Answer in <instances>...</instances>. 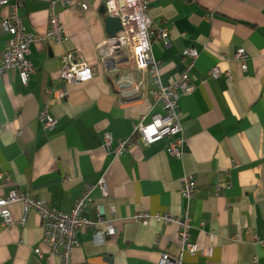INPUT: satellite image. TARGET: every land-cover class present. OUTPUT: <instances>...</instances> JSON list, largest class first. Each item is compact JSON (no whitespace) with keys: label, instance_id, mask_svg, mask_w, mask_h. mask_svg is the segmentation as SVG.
Returning <instances> with one entry per match:
<instances>
[{"label":"crops","instance_id":"0c3cea01","mask_svg":"<svg viewBox=\"0 0 264 264\" xmlns=\"http://www.w3.org/2000/svg\"><path fill=\"white\" fill-rule=\"evenodd\" d=\"M16 0H11L15 3ZM19 16L30 34L50 30L51 11L63 27L64 44L36 42L30 47L35 72L23 85L17 72L0 74V199L11 191L30 193L54 210L69 213L86 194V216L97 230L78 233L72 264H161L162 256L179 257L180 227L156 220L158 215L188 217L191 242L198 248L183 264H264V0H156L150 7L155 26L169 32V47L152 45L162 84L172 86L187 70L183 52L198 51L190 72L194 92L178 105L180 136L146 147L141 143L117 153L119 143L133 141L134 128L164 115L152 93L153 79L131 61L112 58L97 0L89 11L64 8L60 0H22ZM8 14L0 8V23ZM9 36L0 28V60ZM244 49L246 66L236 60ZM76 50L93 69L87 83L69 87L59 99L63 58ZM107 55V56H105ZM222 71L214 79L209 72ZM144 84L128 99L115 80ZM47 110L56 126L39 122ZM110 133L111 147L104 136ZM178 138L183 156L168 155ZM131 143V144H132ZM197 183L199 194L183 196L184 179ZM105 185V193L102 191ZM13 225L0 228V264H61L43 245L44 230L35 212L20 204L9 207ZM149 215L147 223L139 221ZM41 254H37L36 251Z\"/></svg>","mask_w":264,"mask_h":264},{"label":"built area","instance_id":"2783aa9c","mask_svg":"<svg viewBox=\"0 0 264 264\" xmlns=\"http://www.w3.org/2000/svg\"><path fill=\"white\" fill-rule=\"evenodd\" d=\"M99 6L105 7L106 14L104 18H110L120 22V31L109 37L105 44V50L109 52L108 56L112 58L123 57L135 65L139 72L148 73L154 81L155 90L152 96L156 105H160L164 115H156L150 122L142 120L134 128L133 141H122L119 143L117 153L135 146L138 142L146 147H151L162 143L165 139L180 136L183 129L178 119V105L182 96L192 95L194 87L189 84L190 72L195 68L200 55L195 49H188L183 52L187 59V70L172 86H164L160 80L158 63L153 58L152 45L160 43L164 47H169V32L154 25L150 16V7L156 0H97ZM64 8L78 9L83 12L89 11L88 0H60ZM0 8L7 9L8 14L2 19L0 28L3 33L9 36L8 48L0 60V74L6 72H17L23 85L27 86L29 78L35 72V67L30 57V47L36 42L43 41L49 44H64L63 27L59 18L53 11L50 14V30L41 38L35 34L27 32L23 20L19 16V11L24 8L22 0H0ZM107 56V55H105ZM247 53L241 49L236 54V60L243 64V70H247L245 64ZM63 69L61 81L65 85L64 90L59 93V99H66L69 93V87L87 83L94 76L93 69L81 58L76 50H70L63 58ZM211 78H220L223 73L214 68L209 73ZM132 73L121 72L116 75V85L118 91L124 97L131 99L140 94L144 84L136 86L132 83H122L130 79ZM39 122L46 131L52 130L57 121L52 118L47 110L40 112ZM105 145L111 147L113 141L110 133L104 136ZM132 143V144H131ZM184 140L178 138L171 143L167 149L170 156L181 158L183 156ZM183 196L187 201L193 200L200 192L197 183L191 179H184ZM102 191L105 193L104 184ZM91 200L89 194L83 195L74 205L69 213L60 212L51 209L44 200L36 199L30 193H17L11 191L5 199H0V228L7 230L13 225L12 215L9 207L14 204H20L23 207L24 217L21 221L25 223L28 213L35 212L41 220L44 230L43 245L49 248L50 255L58 257L61 264H72L73 251L79 247L78 233L86 230H97L94 239L97 242H103L107 231H101L99 225L104 223L103 210L98 209L100 223H94L86 216V209ZM149 215L138 216V220L147 223ZM159 223L166 226L176 224L180 227V242L182 245L181 255L179 257H170L163 255L161 264H183L185 255L194 256L198 248L191 242L193 223L188 217L177 218L171 215H158L155 217ZM259 244L264 245L263 241ZM37 254H41L38 250Z\"/></svg>","mask_w":264,"mask_h":264},{"label":"water","instance_id":"95a60500","mask_svg":"<svg viewBox=\"0 0 264 264\" xmlns=\"http://www.w3.org/2000/svg\"><path fill=\"white\" fill-rule=\"evenodd\" d=\"M100 14L102 16H105L106 10H105L104 6L100 7ZM104 23H105V27H106V32L109 36H113V35L117 34L121 29V25H120L119 21L112 20L110 18H105Z\"/></svg>","mask_w":264,"mask_h":264}]
</instances>
